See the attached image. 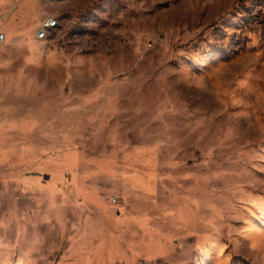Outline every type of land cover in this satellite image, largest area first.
Here are the masks:
<instances>
[{
    "label": "rangeland",
    "instance_id": "374dc122",
    "mask_svg": "<svg viewBox=\"0 0 264 264\" xmlns=\"http://www.w3.org/2000/svg\"><path fill=\"white\" fill-rule=\"evenodd\" d=\"M1 32L0 264H264V0H0Z\"/></svg>",
    "mask_w": 264,
    "mask_h": 264
},
{
    "label": "built area",
    "instance_id": "2783aa9c",
    "mask_svg": "<svg viewBox=\"0 0 264 264\" xmlns=\"http://www.w3.org/2000/svg\"><path fill=\"white\" fill-rule=\"evenodd\" d=\"M58 25V19L54 16H50L45 18L40 27L38 28L36 32V36L39 39H44L48 36L49 30L56 27ZM6 39V34L4 32L0 33V41H4Z\"/></svg>",
    "mask_w": 264,
    "mask_h": 264
},
{
    "label": "bare ground",
    "instance_id": "6f19581e",
    "mask_svg": "<svg viewBox=\"0 0 264 264\" xmlns=\"http://www.w3.org/2000/svg\"><path fill=\"white\" fill-rule=\"evenodd\" d=\"M100 204H101V203H100ZM102 206H103V205H102ZM100 207H101V206H100ZM103 207H104V209H105L104 212L108 213V211H107L108 209L105 208L106 206L104 205ZM100 209H101V208H100ZM101 211H102V210H101ZM104 216H106L105 213H104ZM104 216H103V217H104ZM109 216H111V215H108V217H109ZM111 217H112V216H111ZM110 219H112V218H110ZM108 221H111V220H108Z\"/></svg>",
    "mask_w": 264,
    "mask_h": 264
}]
</instances>
